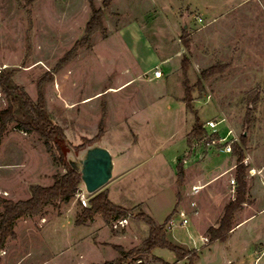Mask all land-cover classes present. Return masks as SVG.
<instances>
[{"label": "rangeland", "instance_id": "rangeland-1", "mask_svg": "<svg viewBox=\"0 0 264 264\" xmlns=\"http://www.w3.org/2000/svg\"><path fill=\"white\" fill-rule=\"evenodd\" d=\"M102 1L0 0V69L12 70L13 80L33 99L41 83L48 113L73 145L93 137L103 122L98 142L110 152L113 170L97 191L107 190L109 199L131 214L122 226L114 227L115 220L106 222L99 214L76 224L84 206L81 197L88 205L92 195L81 183L68 203L54 201L43 216L19 218L15 237L0 251V264H99L119 256L114 245L125 251L141 245L148 227L138 212L157 224L166 220L176 192L183 189L178 179L188 156L185 137L195 118L182 101L184 54L190 60L191 84L211 64H229L203 81L202 91H193L192 104L204 124L225 118L216 128L219 137L231 128L239 143L246 129L250 190L233 223L246 219L225 241L207 244L192 225L200 231L217 225L235 195L230 184L234 167H228L236 158L231 152L222 154L227 159L215 158L216 167L215 161L200 162L206 178L222 168L228 171L195 195L181 193L176 210L187 213L189 224L166 229L167 238L196 249L194 264H264V0H112L103 10L102 29L81 45L91 6L102 7ZM183 32L191 38L188 51L180 41ZM77 43L74 54L56 71ZM156 67L159 77L153 75ZM255 95L252 121L244 127L249 97ZM6 104L0 90V109ZM192 146L209 148L201 140ZM64 172L57 150H46L40 135L7 124L0 142L1 196L25 199L30 184L50 185L54 174ZM195 197L205 205L202 212L191 205ZM140 257L125 264H188L187 259L175 263L174 252L167 248Z\"/></svg>", "mask_w": 264, "mask_h": 264}, {"label": "trees", "instance_id": "trees-1", "mask_svg": "<svg viewBox=\"0 0 264 264\" xmlns=\"http://www.w3.org/2000/svg\"><path fill=\"white\" fill-rule=\"evenodd\" d=\"M112 0H103L102 7L96 8L91 6V14L86 22L85 33L81 39V45L88 43L91 35L102 29L101 16L104 8L110 5ZM180 41L185 50H189L191 38L187 32H183ZM80 44H75L67 55L59 62L55 70H59L61 66L70 59V55L74 54V50ZM190 60L187 55H183L180 60V69L183 75L182 83L184 85V95L182 101L186 108L195 113L194 123L186 135V142L191 146L193 142L203 140L207 136V130L204 123L197 116L193 108V91L204 89L203 81L207 80L214 74L222 73L228 66V63L215 62L204 68L195 82L191 84L188 78V68ZM0 90L4 93L7 104L6 107L0 109V142L8 123H15V126L25 132H35L44 139L45 148L51 151L53 148L57 150L58 159L65 168L62 174H54L53 181L50 185L30 184V195L25 199L13 200L0 195V251L4 248L8 239L15 237L14 226L16 221L23 216H43L44 208L51 202L61 201L68 203L79 190L82 183L80 173L72 168L68 162L67 153L70 150L78 152L85 145L99 141L104 134V126L101 121L97 133L91 138L84 140L76 145L70 143L64 133L63 128L58 125L47 111L45 99L42 92L41 83L37 88V97L33 99L23 87L13 80V71L5 68L0 69ZM246 114L243 118V126H249L252 121L251 111L253 104L257 101V95L249 97ZM212 138L217 139L218 135L213 133L212 136L206 137L205 142H209ZM247 136L243 132L239 136V143L234 142L231 147V154L235 156L234 165L235 177V195L224 206V212L216 226H210L206 229L207 244L216 241H225L235 224L233 223L234 212L247 201L248 182L246 179L248 164L244 163L245 153L244 145H246ZM220 146V144H217ZM181 190L176 192V205L173 211L167 216L162 224H157L152 217L144 212H138L142 221L148 227L147 236L143 239L139 247L125 251L120 245H114V248L120 253L113 260H107L99 264H125L128 258L137 257L141 261V255L149 254L154 248H167L174 252L175 263L183 259L188 260V264H194L198 258L196 249H187L181 245L175 244L167 238L165 228L166 221L171 214L176 211L181 200ZM88 205L82 206L78 212L75 223L82 224L91 220L96 214L102 216L106 222H112L117 219L127 218L131 211L122 205L115 204L108 197V191H97L90 195Z\"/></svg>", "mask_w": 264, "mask_h": 264}, {"label": "crops", "instance_id": "crops-1", "mask_svg": "<svg viewBox=\"0 0 264 264\" xmlns=\"http://www.w3.org/2000/svg\"><path fill=\"white\" fill-rule=\"evenodd\" d=\"M188 132H186V135H187ZM185 142H186V137H185ZM185 148H186L185 153H187L188 156H187L186 159L184 158V160H183V163L181 165V173H180V176H179V179H178L179 180V184L181 185V188L183 187V189H180L181 192H184L185 191V194L186 193L187 194L190 193V191H189L190 188L189 189L188 188L186 189V186H185L186 184H189V187H191L192 185H199V186H202L201 189H203L204 187L209 186L210 184H212L213 182H215L219 177H221L222 175H224L228 171L227 168H222V170H219V171L216 170V171H214L215 174H213L214 175L213 177H207L206 178L205 175L204 174H201V172H200L201 171L200 170V168H201V163L200 162L203 161L205 163L206 162L212 163V162L215 161V163L213 165H215V167H216L217 164H216L215 158L218 159V158L221 157L222 154L223 155L227 154V152H223V151H220V150H218L216 148L214 149V148H210V147L207 148V149H204V148H200V147H193L192 145L191 146H188L187 142H186V147ZM190 157H192V158H190ZM221 158H222L223 162H224V160L227 159V158L223 159V157H221ZM174 162H176V161H174ZM174 164H175V173H176L177 172L176 171L177 170L176 163H174ZM233 167H234V163H233V161L231 159V164L228 167L229 168V171L232 170ZM197 170H198V173H196ZM249 190H250V188H249V185H248L247 195H248ZM211 199L212 198H210V201H211ZM194 201L196 203V208H195L196 209V212H198V211L202 212L204 210L205 205L204 204H201V203L198 204V201H197L196 197L194 198ZM118 205H121V204H118ZM175 205H176V202H175ZM175 205L173 206L171 212L173 211ZM178 210H180V209H178ZM178 210H176V211H178ZM94 218H95V216L91 220H94ZM245 219L246 218H244V220ZM244 220L242 219V220L236 222L235 223V226L238 225L239 223H241ZM192 226H193V228H195L196 230H198L200 232V234H202V238L205 237L204 236V233L206 232V229L209 227V225L206 227V229L204 231H200V229L197 226H195V225H192ZM14 230H15V228H14ZM115 258H113V259H115Z\"/></svg>", "mask_w": 264, "mask_h": 264}, {"label": "water", "instance_id": "water-1", "mask_svg": "<svg viewBox=\"0 0 264 264\" xmlns=\"http://www.w3.org/2000/svg\"><path fill=\"white\" fill-rule=\"evenodd\" d=\"M243 134H247L246 129ZM70 151L75 155L74 157L67 156L68 162L80 173L81 182L87 193H95L111 179L112 156L98 141L85 145L78 152Z\"/></svg>", "mask_w": 264, "mask_h": 264}, {"label": "built area", "instance_id": "built-area-1", "mask_svg": "<svg viewBox=\"0 0 264 264\" xmlns=\"http://www.w3.org/2000/svg\"><path fill=\"white\" fill-rule=\"evenodd\" d=\"M153 75L155 77L161 76V71H160V69L158 67H156L153 70ZM221 122H225V118L224 117H220L217 120L209 119V120L205 121L204 127L207 130V136L206 137L212 136L213 133L217 134L218 131H217L216 128H217V125L219 123H221ZM206 137L203 140H201V141H204L206 139ZM237 140L238 139L235 136L233 130L231 128H229L227 130L225 136H223V137L220 136L219 137V135H218L217 139L211 137V140L209 142H206V145L208 147H212V148L215 147L216 149H218L220 151L230 153L232 144L234 142H236ZM217 144H220V146H217ZM247 160H248V158L245 157L244 158V163L247 164ZM255 172H256L255 169H253V168L250 169V173L251 174H255ZM230 184L232 185L231 191H234V188H235V180H234V178L230 179ZM263 184H264V181H263ZM201 187L202 186H199V185H192L190 187V195H195V194L199 193ZM80 201H81L82 205H84V206L87 205V202H86L85 198L81 197ZM191 205H193V206L196 205L194 200L191 201ZM126 222H127V218H121V219L115 220V222L113 224H114V227H116L118 225L122 226ZM188 224H189V218H188L187 213L184 210L180 209V210L176 211L175 216H170V218L166 221L165 228L166 229H171L173 227H186ZM203 238L206 241V237H203Z\"/></svg>", "mask_w": 264, "mask_h": 264}]
</instances>
